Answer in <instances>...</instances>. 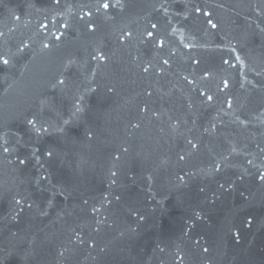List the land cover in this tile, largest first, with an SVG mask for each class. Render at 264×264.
<instances>
[{"label":"water","instance_id":"95a60500","mask_svg":"<svg viewBox=\"0 0 264 264\" xmlns=\"http://www.w3.org/2000/svg\"><path fill=\"white\" fill-rule=\"evenodd\" d=\"M262 175L264 0H0V264H264Z\"/></svg>","mask_w":264,"mask_h":264},{"label":"snow or ice","instance_id":"6c2138e0","mask_svg":"<svg viewBox=\"0 0 264 264\" xmlns=\"http://www.w3.org/2000/svg\"><path fill=\"white\" fill-rule=\"evenodd\" d=\"M101 6H102L104 9L107 10V9L109 8L110 5H109L108 3H104V4H102ZM152 27L155 28L156 25L153 24ZM213 27H215V25H213ZM151 35H152V34L149 33V36H151ZM3 63H4V64H7L8 61H7V60H4ZM61 83H63V81H61ZM225 86H227V84H225ZM210 99H211V97H209V100H210ZM5 151H7V149H5ZM48 155L51 156L52 153H48ZM181 159H183V157H181ZM21 163H24V161H21ZM45 179H46V177H45ZM261 180H264V175L261 176ZM17 203H19V201H17ZM249 223H251V221H249ZM204 251H207V249H204Z\"/></svg>","mask_w":264,"mask_h":264}]
</instances>
